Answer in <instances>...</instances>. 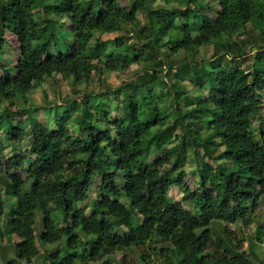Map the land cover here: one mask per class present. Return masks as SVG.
I'll use <instances>...</instances> for the list:
<instances>
[{"label": "trees", "instance_id": "obj_1", "mask_svg": "<svg viewBox=\"0 0 264 264\" xmlns=\"http://www.w3.org/2000/svg\"><path fill=\"white\" fill-rule=\"evenodd\" d=\"M158 1L167 8L152 9ZM217 2L210 16L200 0H0V106L14 107L56 75L77 89L96 73L149 68L63 112L49 108L51 126L29 108L20 121L9 109L0 114V246L19 239V262L4 264H34L39 255L44 264H93L135 250L151 264L145 251L158 244L164 264H253L250 249L226 245L211 226L247 220V202L255 209L264 195V44L246 70L248 44L232 40L253 24L264 39V0ZM123 31L132 44L97 37ZM8 35L18 44L12 64L4 62ZM212 44V59H197ZM163 67L178 80L172 111L163 106L169 93L155 92L166 84ZM189 150L199 160L195 189L184 181ZM173 186L192 209L170 196Z\"/></svg>", "mask_w": 264, "mask_h": 264}, {"label": "rangeland", "instance_id": "obj_2", "mask_svg": "<svg viewBox=\"0 0 264 264\" xmlns=\"http://www.w3.org/2000/svg\"><path fill=\"white\" fill-rule=\"evenodd\" d=\"M200 3L203 5H209L211 8L210 16L215 15V11L219 9L217 0H200ZM169 6L177 7V4H171ZM181 6V5H180ZM152 9H158V8H167L165 6L164 2L158 1L155 4H153ZM184 7V6H181ZM138 18L141 21L142 26H151L152 20L147 16V13L142 11L138 14ZM130 32V31H129ZM128 31H123L116 34H105V35H97V37H100L103 40L113 39L117 36H126V39L128 40V44H132L135 41V37L132 35L129 36ZM144 38L146 34L143 35ZM261 35L260 28L253 24L248 25L247 31L241 30L239 33L233 37V41H246L248 44V48L246 49V56L241 58V65L246 70H251L253 68L254 62H255V55L257 52L260 51V48L263 47L261 44H264V39ZM9 44L7 47V52L4 57V62L6 64H12L16 61L17 58V49L18 44L16 39L8 35ZM167 38L163 40L162 42H166ZM261 45V46H260ZM216 44H212L210 46H206L202 48L197 55V59L205 58V59H212L214 53L216 52ZM164 49L161 50L163 52ZM183 55L175 56L173 57V60L176 62L180 61V58H182ZM229 57V56H228ZM176 66V65H175ZM176 68V67H174ZM168 67H163V73L162 76H166L168 73ZM146 70H149L147 64L142 65H133L128 71L121 72V73H109V72H101L99 74H94L93 78L91 79L90 83L88 85H81L77 89H75L69 80L63 79L61 75H56L54 78H48L44 81V83L34 91H32L30 94H28L27 99H23L22 97H19L16 101V105L14 107H9L8 102H4L0 106V114L5 111L6 109H9L12 112V117L16 121H20L23 118H27L28 116L24 114L22 111L23 109H30L31 111L37 110L35 113V116L42 122H48L49 126H51V123H49V119L51 118V115L48 112L49 108H53L54 106L59 107V112H63L65 107L67 105H72L73 102H76L77 104H81L82 100H85L86 96L89 94H105L109 89L112 88H119L120 86L135 82L140 76H142L144 73H146ZM174 71L172 72V75L169 77L166 76L165 79V86H158L156 87V93H160L161 91L165 93H169V96L166 97L165 103L163 106H165L170 111L174 110L176 108V103L174 101L173 95V84L178 83V80L174 79ZM181 82V81H179ZM181 85H184L186 87V90L189 92L196 90L190 85V82L188 80L182 81L180 83ZM264 102V97L262 98ZM262 113L264 114V108L262 110ZM255 124L257 125V120L255 121ZM180 132V130H178ZM4 132H0V137H3ZM27 140L20 141V147L25 148ZM223 149L219 150L221 152ZM10 151L8 150V153ZM200 152L202 154V150L200 149ZM156 153L153 150L150 154V157L148 158L147 162L151 163L154 160ZM200 159V157H199ZM198 159L195 157V154L192 150H189L186 154V162L185 166L183 168V172H185V183L191 188L195 189L197 186V183L199 182V175H198ZM207 162L214 168L215 162L211 159H208ZM9 171H12L9 169ZM1 174V172H0ZM214 195L217 197L218 193H214ZM170 196L179 202H183L186 209H192V206L188 202L183 201V191L180 187L173 186L170 191ZM127 203V201H125ZM253 202H247L250 213L247 220L245 221H239L234 225H228L225 226V229L223 228V225H220V222H215L216 224H213L211 226L212 230H217V235L215 237H220L219 239L223 240L226 245H229L231 243V239L233 241V245H236L239 243L240 248L245 250L246 254L250 256L249 249L253 252L252 256L250 258L253 260V264H264V195L260 196L258 199L257 207L253 209L252 207ZM86 206V204L84 205ZM6 210H8V207H6ZM91 211V208L88 209L87 213L89 214ZM41 221V214H38L37 217V223ZM40 226V223H38ZM38 231V228H36ZM223 229V232H222ZM231 232V234H230ZM222 233V234H221ZM221 234V235H219ZM19 239H17L16 236H9L5 238L4 242L0 246V264L6 263L9 259H14L17 263L19 262L16 255V247L15 243L18 242ZM168 246V245H166ZM157 251L155 250H148L146 249L145 253L149 255V261L151 264H164L166 262V257L160 253L161 251L160 244L154 245ZM171 247V246H170ZM53 248V247H52ZM41 253H43V249L40 250ZM173 255V252L171 251V256ZM249 258V257H248ZM104 260L111 261V264H144L139 255V251L135 250L133 252H129L126 254L125 252H117L114 255L107 256ZM100 261L93 264H104L106 262ZM175 263L177 261L174 259ZM34 264H44L42 263V256L39 255L35 260Z\"/></svg>", "mask_w": 264, "mask_h": 264}]
</instances>
